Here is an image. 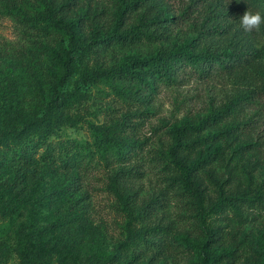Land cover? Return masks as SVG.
Returning a JSON list of instances; mask_svg holds the SVG:
<instances>
[{
	"label": "rangeland",
	"instance_id": "1",
	"mask_svg": "<svg viewBox=\"0 0 264 264\" xmlns=\"http://www.w3.org/2000/svg\"><path fill=\"white\" fill-rule=\"evenodd\" d=\"M33 2L0 0V111L5 113L13 106H19L23 114H29L33 108L40 112L56 80L55 54L59 53V39L64 36L59 32L44 34L13 12L15 6L33 12L29 9ZM69 2L68 14L79 16L78 31L87 41L91 40L93 24L100 30H108L115 23L118 0ZM217 2L223 11L219 21L227 26V33L210 32L195 37V26L204 15L203 0H149L133 11L124 12L118 27L125 29L134 24L145 9L157 10L169 18L149 26L153 37L134 42L111 40L106 45L90 42L74 52L77 69L61 86L64 89L71 87L73 78L84 67L115 66L126 54L147 57L158 48L175 47L192 37L198 48L203 45L215 51H228L241 47L250 53L232 70L217 63L202 71L180 64L172 78L151 74V86L116 76L82 78L77 82V90L85 95L69 111L81 118L76 125L64 124L57 132L58 138L83 144L93 138L84 120L105 124L124 118L126 135L135 142L126 157L92 161L75 179V193L100 230L93 247L88 242L82 245L78 262H83L85 250H96L99 257L111 254L114 245L124 238L128 225L152 229L145 235L149 242H136L119 251L120 257L128 261L126 264H189L194 253L181 237L205 238L207 227L214 228L210 243L217 250H232L231 257L220 264H249L263 250L264 24L258 31L245 32L239 18L248 9L264 16V0L253 5L246 0ZM121 87L131 90V95L122 94ZM137 94L140 99L135 97ZM225 105L228 107L222 115L206 118L197 132L186 136L202 137V143L177 154L193 158L205 147H216L211 160L198 172L204 193L203 207L213 202L220 190L239 195L256 191L260 195L240 199L238 213L228 208L216 213L209 211L199 220L192 199L169 179L174 172L165 155L172 142L170 129L184 119L191 122L203 119L208 107ZM40 150L38 147L33 156L38 157ZM42 162L38 157L31 164L15 163L12 167L21 178L20 183L28 184L31 178L22 173L24 168L35 176ZM115 172L123 188L125 207L110 189L109 178ZM6 264H15V258L10 257ZM113 264L121 261L115 259ZM260 264H264V256Z\"/></svg>",
	"mask_w": 264,
	"mask_h": 264
},
{
	"label": "trees",
	"instance_id": "2",
	"mask_svg": "<svg viewBox=\"0 0 264 264\" xmlns=\"http://www.w3.org/2000/svg\"><path fill=\"white\" fill-rule=\"evenodd\" d=\"M147 1L149 0H118L114 25L108 30H100L93 24L89 41L78 31L79 16L68 14L69 0H34L29 6L33 12L14 5L16 10L13 12L29 26L44 34L59 32L64 37L59 39V53L55 54L58 62L56 80L50 86L49 96L41 111L37 112L33 108L29 114H23L19 106H13L8 113L0 111V264H6L12 256L15 264H113L115 259L126 264L128 261L120 257L121 249L136 242L146 244L145 242L150 241L145 235L151 231V226L128 225L124 238L114 245L111 254L99 257L96 250H85L83 262L77 261L82 245L88 242L93 247L98 241L100 230L93 224L80 196L75 193V179L92 161L122 159L135 145L134 140L126 135L127 123H124V118L110 120L105 124H94L82 118L93 134L92 140H84L83 144L69 138H58L57 132L64 124L76 125L81 118L69 111V107L85 95V92L77 90V82L82 78L116 76L151 86V74L158 78H172L180 64L202 71L217 63L232 70L243 63L250 53L241 47L228 51H215L203 45L198 48L192 37L175 47L158 48L147 57L126 54L115 66L84 67L73 78L70 88H61L77 69L73 61L74 52L88 46L90 42L106 45L111 40L134 42L140 38L153 37L149 26L169 18L162 16L157 10L145 9L138 14L134 24L125 29L118 27L124 12L133 11ZM217 1L203 0L204 15L195 26V37L210 32L227 33V26L219 21V15L223 11ZM246 1L253 5L257 0ZM5 8L11 9L8 6ZM206 23L208 25L205 26ZM120 89L122 94L128 96L132 93L129 89ZM135 97L140 99L139 94ZM227 107H208L203 119L197 122L184 119L170 129L172 142L165 155L174 172L169 179L192 199L199 220H203L209 211L216 213L228 208L234 214L238 213L237 202L240 199H254L257 194L260 195L256 191L239 195L220 190L216 199L203 207L204 193L198 172L211 160L216 147H205L202 153H197L193 158L177 154L182 149L191 150L196 144H201L202 137L186 136L197 132L201 121L206 118L222 115ZM38 147H41L38 157L43 161L40 172L32 176L24 168L22 173L27 174L31 180L28 184H22L12 165L31 164L34 159H38L33 156ZM115 175L116 172L109 178L110 189L125 207L123 188ZM213 230L214 228L207 227L205 238L201 239L181 237L194 253L189 264H220L224 258L231 257V249L217 250L210 243ZM263 256L264 246L249 264H260Z\"/></svg>",
	"mask_w": 264,
	"mask_h": 264
},
{
	"label": "clouds",
	"instance_id": "3",
	"mask_svg": "<svg viewBox=\"0 0 264 264\" xmlns=\"http://www.w3.org/2000/svg\"><path fill=\"white\" fill-rule=\"evenodd\" d=\"M240 27L245 32H254L260 29L261 24H264V16L260 12H253L250 9L246 10L239 18Z\"/></svg>",
	"mask_w": 264,
	"mask_h": 264
}]
</instances>
